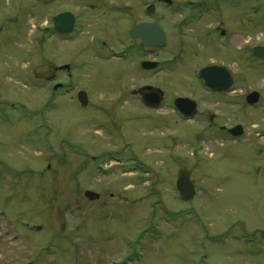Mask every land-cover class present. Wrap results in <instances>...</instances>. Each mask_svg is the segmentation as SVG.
Wrapping results in <instances>:
<instances>
[{"label":"rangeland","instance_id":"1","mask_svg":"<svg viewBox=\"0 0 264 264\" xmlns=\"http://www.w3.org/2000/svg\"><path fill=\"white\" fill-rule=\"evenodd\" d=\"M90 1L123 14L101 16ZM209 1L217 9L194 19L199 0H0V264H264V59L253 55L264 0ZM150 2L168 43L120 57ZM62 11L79 17L67 40L48 29ZM212 62L230 91H203L194 74ZM64 63L76 87L53 94L48 77ZM143 85L163 94L161 107L142 105ZM176 96L196 101L199 117L181 120ZM233 124L242 136L219 129ZM182 174L196 190L188 201Z\"/></svg>","mask_w":264,"mask_h":264},{"label":"water","instance_id":"2","mask_svg":"<svg viewBox=\"0 0 264 264\" xmlns=\"http://www.w3.org/2000/svg\"><path fill=\"white\" fill-rule=\"evenodd\" d=\"M160 1H164L167 4L171 3V0ZM151 7L152 5L148 7L147 10L151 11ZM54 21L55 29L57 31L67 33L73 27L74 17L71 13L65 12L56 16L54 18ZM130 35L134 38L139 39L142 48L146 50L154 47H162L166 42L164 31L162 30L161 26L156 23L137 24L130 31ZM253 54L257 58H264V46H255L253 48ZM156 65L157 62L155 61H145L142 63L143 69L146 70L153 69L156 67ZM198 76L203 80L204 86L217 92L226 91L233 84L232 77L228 70L219 65H213L201 69L198 72ZM148 89H151V87H149ZM77 98L81 106L86 105L87 96L84 91L79 92ZM258 100L259 93L256 91H253L246 96V102L248 104H255L258 102ZM161 101L162 98L157 92L146 94L144 97H142V102L150 108L158 107ZM174 106L185 117H192L196 109L195 101L187 97H177L174 100ZM229 132L230 134H232V136H239L243 133V129L241 126H235L230 129ZM176 188L180 198L184 201L192 199L195 194L194 186L190 181L189 177L185 174H182L177 178ZM84 195L90 200H95L99 198V194L94 193L92 191H85Z\"/></svg>","mask_w":264,"mask_h":264},{"label":"flooded vegetation","instance_id":"3","mask_svg":"<svg viewBox=\"0 0 264 264\" xmlns=\"http://www.w3.org/2000/svg\"><path fill=\"white\" fill-rule=\"evenodd\" d=\"M51 2H53V1H55V0H50ZM205 1H209V0H199V2H198V5H196V6H192L191 8H192V15H193V18L194 19H197V18H201L202 17V15H204V14H209V13H211L213 10H216L217 8H216V4H214V5H205V4H203ZM215 1H217V0H215ZM224 1V0H223ZM91 2V3H90ZM89 2V4L88 5H86L85 7H86V9H88V10H90V11H93V12H95V10H96V13L98 14L99 13V15H104V14H106V13H108V14H110L111 13V15H112V13H115L116 14V16H114V18L113 19H115L116 21H118L119 20V16L121 15V14H123V6H118V7H105V6H102L100 9H99V7H97L96 5H95V2H92V1H90ZM163 1H160V0H156V3H162ZM164 6H166V7H168L167 5H165L164 3H162ZM209 4H210V1H209ZM152 5V7H151V11H148L147 9H148V7H150ZM131 6L129 5L128 6V8H130ZM161 7V9H163V6H160ZM98 9V10H97ZM157 9H158V5H156L154 2H150L149 4H147V5H145L144 7H143V13H144V20H142V21H139V22H137V23H134L133 25H132V27L130 28V29H128L127 30V34L129 35V37L131 38V40H132V42H130V43H128V46L122 51V53L120 54V57H123V58H125V59H127V58H133L134 56H135V53H136V50L137 51H139L140 53H141V57H150L156 50H159V49H162V48H164V46L168 43L167 41V39H168V37H167V31H166V29H164V26H163V24H162V20H163V16L162 17H156V11H157ZM184 9H185V7H184ZM213 9V10H212ZM212 10V11H211ZM63 13H65V12H69V11H62ZM60 14H62V13H60ZM59 14H56V15H54V16H52V23H51V27L50 28H48L49 30H51V35L52 36H54V37H59V38H65L66 40L67 39H69V37H70V35L71 34H73V33H75L76 32V30H77V24H78V20H79V17H77L74 13H72V15H73V17H74V23H73V27H72V29H71V31H69V32H67V33H62V32H60V31H57L56 29H55V21H54V18L56 17V16H58ZM100 16H97V17H95V18H99ZM117 18V19H116ZM124 19H125V21H126V19L128 20V18H129V16H127V17H123ZM123 18H122V20H123ZM153 18H155V19H153ZM184 19V18H183ZM182 19V20H183ZM103 22V21H102ZM141 23H150V24H152V23H156V24H159L160 26H161V28H162V30L164 31V34H165V38H166V44L163 46V47H161V48H157V47H155V48H151V49H147V50H145V49H143L142 47H141V44H140V41H139V39H137V38H134V37H132L131 35H130V31L132 30V28H134L137 24H141ZM219 34V35H221V36H223V37H225L226 36V31L224 30V29H216V34ZM182 34H184V33H182ZM103 44H105V42L103 43ZM113 53V52H112ZM111 52H110V55L109 56H107V58L108 59H110L112 56H115V57H119V56H116V53H113L112 54ZM108 55V54H107ZM145 61H152V60H150V59H144L143 61H141V63H140V65H141V67H142V63L143 62H145ZM213 65H216V64H214L213 62L212 63H208L207 65H205V66H201L197 71H196V74H194L195 75V77L197 78V80H199L200 81V83H201V86H202V89H204L203 91H205V92H209V93H226V92H228V91H230V89H231V87L228 89V90H226V91H221V92H217V91H213V90H211V89H209L208 87H206V86H204V84H203V80L198 76V72L201 70V69H203V68H206V67H210V66H213ZM156 67H158V65L156 66ZM143 68V67H142ZM55 70L56 71H58V72H56V71H54V73H52V75L50 76V77H48V81L50 80V81H53V83H52V90H53V94H55L56 92H58V91H61V92H63V93H70V92H72L74 89H75V85H74V83L72 82L73 81V78H71L72 76V68H71V66L69 65V64H66V63H64V64H60V65H58V66H55ZM145 70V69H144ZM151 71V70H150ZM58 73H62L65 77H67V82L66 83H62L63 81L62 80H60V79H57L58 78ZM58 80V81H57ZM58 84H60V85H58ZM57 86V87H56ZM56 87V88H55ZM149 87H151L150 85H143L142 87H141V89H140V91H141V93H140V101H141V103H142V105L146 108V109H149V110H155V109H158L159 107H161V105L163 104V94L160 92V91H158L157 89H153L152 87H151V89H148ZM81 91H83V90H80V91H77V93H76V97L78 96V93L79 92H81ZM85 92V91H84ZM153 92H157V93H159L160 94V96H161V98H162V101H161V103H160V105L158 106V107H156V108H150V107H148V106H146L143 102H142V97H144L146 94H150V93H153ZM86 93V92H85ZM86 96H87V94H86ZM247 96V95H246ZM245 96V97H246ZM178 96H176V97H174L173 99H172V102L170 103L171 105H172V107L175 109V111L177 112L176 114H177V116H179V118L181 119V120H191V119H195V118H197V117H199V111L197 110L199 107H198V104H197V102L195 101V103H196V109H195V113H194V115L191 117V118H188V117H185L182 113H180L175 107H174V100L177 98ZM78 99V98H77ZM259 99H260V94H259ZM165 104V103H164ZM169 103H167V105L168 106H171ZM87 105H88V99H87V103H86V105L84 106V107H87ZM209 116V119H208V125H207V129H211L212 128V126H213V124H212V119H213V115L212 114H209L208 115ZM235 126H241V125H239V124H233V125H221V126H219V129L223 132V133H225L226 135H228V136H230V137H232L231 136V134H230V132H229V130L230 129H232L233 127H235ZM242 127V126H241Z\"/></svg>","mask_w":264,"mask_h":264}]
</instances>
